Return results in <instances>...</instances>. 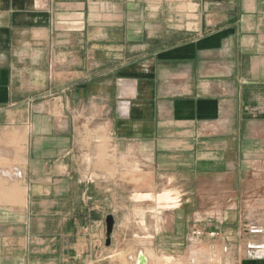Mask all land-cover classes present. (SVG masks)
I'll list each match as a JSON object with an SVG mask.
<instances>
[{"label": "crops", "instance_id": "1", "mask_svg": "<svg viewBox=\"0 0 264 264\" xmlns=\"http://www.w3.org/2000/svg\"><path fill=\"white\" fill-rule=\"evenodd\" d=\"M108 146L180 194L155 257L264 264V0H0V264H122L146 204Z\"/></svg>", "mask_w": 264, "mask_h": 264}, {"label": "rangeland", "instance_id": "2", "mask_svg": "<svg viewBox=\"0 0 264 264\" xmlns=\"http://www.w3.org/2000/svg\"><path fill=\"white\" fill-rule=\"evenodd\" d=\"M109 140V139H107ZM108 158L111 160L112 168H110V172L112 173V176H115L116 172V166H122L123 172H120V176L123 181L128 182L131 179V174L134 172L136 174H139L140 177V194L135 195V198L138 200H145L146 205H140L139 208H136L134 210L135 215L139 217L138 222V231L135 229V232L132 233V236L127 239L126 243L129 245V251L123 252L122 250H115L112 251L110 254L113 255L111 258L112 261L120 260L122 264H133L135 263V256L139 251H146L150 254L151 261L149 264H186V259H184L181 256L173 257V256H161V257H155L151 250L149 249V235L153 232L159 231L160 229L164 228V224H167L164 222V216L161 211H163V208H169V209H176L180 205V194L177 190L168 187V188H159L157 190H153L151 188L150 194H144L143 192L148 193L149 191V184L153 182L154 175L149 173L148 166L143 160H139V162L133 157L132 151L128 153L122 154V156L117 157L114 151L109 150L108 146ZM99 159V158H98ZM99 163V160L97 161V164ZM96 164V165H97ZM121 171V170H120ZM130 183V182H129ZM153 185V184H152ZM130 190V189H129ZM166 191H171L173 193L174 201L170 200H163L162 197L160 199L159 194L164 193ZM130 194V191L129 193ZM178 198V199H177ZM176 199V200H175ZM128 218V225L131 226V221ZM192 253H197L198 255H201L202 252L199 250L197 245H193L192 247ZM130 255H133L134 261L129 258ZM195 256V255H194ZM213 260L215 262H219V258H213L209 259ZM137 261V259H136ZM188 262L189 259H187Z\"/></svg>", "mask_w": 264, "mask_h": 264}, {"label": "built area", "instance_id": "3", "mask_svg": "<svg viewBox=\"0 0 264 264\" xmlns=\"http://www.w3.org/2000/svg\"><path fill=\"white\" fill-rule=\"evenodd\" d=\"M263 231H264V229L262 227H260L258 224L252 223L248 220H244L242 222L241 233H243V234H249V233L258 234V233H263ZM204 233H205V231H203L200 227H194L193 228V230L191 231L190 237H189V240L192 243V247H193V245L198 246L199 241L202 238V236L204 235ZM208 233H210V235L214 237V236L218 235L219 231H210ZM227 250H228V248L225 247L224 251H227ZM192 254H193V258L195 260L197 257V253H192Z\"/></svg>", "mask_w": 264, "mask_h": 264}, {"label": "water", "instance_id": "4", "mask_svg": "<svg viewBox=\"0 0 264 264\" xmlns=\"http://www.w3.org/2000/svg\"><path fill=\"white\" fill-rule=\"evenodd\" d=\"M116 226V219L114 214L109 213L106 216V234H105V245L110 247L112 245L113 233ZM149 258L145 255L144 251H139L137 257V264H148Z\"/></svg>", "mask_w": 264, "mask_h": 264}, {"label": "bare ground", "instance_id": "5", "mask_svg": "<svg viewBox=\"0 0 264 264\" xmlns=\"http://www.w3.org/2000/svg\"><path fill=\"white\" fill-rule=\"evenodd\" d=\"M162 197H163V195H162ZM165 197L168 199V200H170V201H174V197H173V193H171V191H169L166 195H165ZM160 199H161V197H160ZM178 199V198H177ZM176 200V199H175ZM139 254V253H138ZM146 255V254H145ZM148 257V256H147ZM149 263V262H148Z\"/></svg>", "mask_w": 264, "mask_h": 264}]
</instances>
